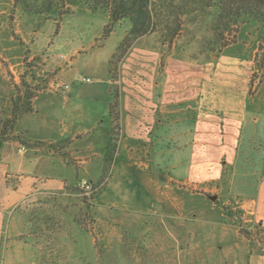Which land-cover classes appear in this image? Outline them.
Returning a JSON list of instances; mask_svg holds the SVG:
<instances>
[{"label": "rangeland", "instance_id": "1", "mask_svg": "<svg viewBox=\"0 0 264 264\" xmlns=\"http://www.w3.org/2000/svg\"><path fill=\"white\" fill-rule=\"evenodd\" d=\"M156 7H160L159 30L137 39L124 61H117L113 70L112 59L132 28L129 18L113 23L108 8L93 10L81 2H75L71 11L62 16L58 12L47 16L25 12L15 7L13 0H0V138L2 131L6 139L11 135L10 124L6 122L13 118L14 108L20 107L28 89L36 94L43 89L53 91L40 100L45 106L49 134L61 133V121L52 114L54 109H62L63 98L67 99L68 107L99 109L108 98L116 101L120 91L123 94L140 91L150 97L152 77L161 79L159 75L165 69L160 65L158 52L165 51L175 71V76L170 77L169 101L188 97L191 87L199 86L193 76L184 79L189 72L195 75L205 72L208 78L203 81V89L211 110L222 105L227 108L233 102L242 104L247 73L252 76L254 61L264 63L260 25L256 22L240 25L237 43L223 48L216 30L215 11L192 0H156ZM225 33L226 40L231 38L229 32ZM161 37L169 40L165 44H172L170 51ZM86 77L91 81H85ZM254 80V92L248 93L238 159L233 166H227L221 179L214 183L210 179L184 183L196 151L195 133L189 130L188 122L160 125L155 136L165 135L164 141L157 142L166 146L167 152L160 165L163 170L172 171L176 182H163L158 194H152L149 205L135 190L128 192L126 187L118 192L114 185L129 181L147 189L142 179L112 178V184L98 192L97 201L122 211L114 210L106 216L94 214L89 198L80 195L72 213H78L96 235L99 254L92 246L93 233L85 232L87 236L81 244L87 251L84 257L77 256L73 261L50 256L49 260L57 264H236L237 257L243 264L238 256L247 250L238 249V242L244 245L245 240L251 241L250 249L255 253L264 250V231L257 225L246 198L259 190L264 173L262 72ZM248 85L251 86L250 82ZM162 89V85L156 87L155 92ZM95 94L99 99H93ZM71 96L74 100L68 102ZM179 102L183 111L192 108L185 98ZM23 110L18 112L23 115ZM62 113L59 112V118ZM219 121L221 125L225 122L222 118ZM38 122L36 118L32 124ZM250 144L256 148L251 150ZM138 149L144 153L143 148ZM149 150L152 153V148ZM164 153L161 146L157 156L162 159ZM189 190L197 195L189 194ZM145 213L154 216H139ZM62 227L61 222L59 232ZM121 238L123 242H119Z\"/></svg>", "mask_w": 264, "mask_h": 264}, {"label": "crops", "instance_id": "2", "mask_svg": "<svg viewBox=\"0 0 264 264\" xmlns=\"http://www.w3.org/2000/svg\"><path fill=\"white\" fill-rule=\"evenodd\" d=\"M158 54L160 65L165 69L159 75L161 79L155 75L152 77L151 96L145 97L140 91H125L124 94L120 91L116 99L117 119L112 114L113 101L110 98L99 109L94 108L97 106L82 105L68 107L67 99L63 98L65 104L62 109H54L52 114L57 121H61V133L49 134L50 129L44 118L45 106L40 102L42 97L53 94L49 88L40 91L33 100V110L24 113L16 121L12 132L15 137L7 139L0 147V264H49L42 261V255L48 259L50 256H59L73 261L77 256L86 255L87 251L81 244L87 236L85 232H92L82 228L78 213H72L77 207L74 203L83 195L78 186L82 179L101 185L93 197L89 198L91 211L98 216L109 215L114 210L122 211L107 204L100 205L97 201L98 192L111 185L112 178L142 179L147 189L144 186L138 188L129 181L114 185L118 192H123L126 187L128 192L135 190V194L147 200L150 205L152 194H158L163 182L177 180L171 170H163L160 165L161 160L167 156L166 146L157 142L158 139L164 141L165 135L155 136L160 125L188 122L189 130L195 133L196 151L192 156L190 175L184 177V183H199L198 180L206 182L208 179L217 182L223 177L227 166L234 165L242 146L251 74L247 73L245 100L242 104L233 102L227 108L222 105L221 108L211 110L208 107L210 101L205 97L203 89V81L208 78L205 72L201 75L189 72V77H184L186 80L193 76L194 82H200L199 86L191 87L189 96H180L175 103L169 101L167 96L170 77L175 76L174 67L167 61L170 56L161 52ZM161 85L162 91L156 93L155 88H161ZM94 96L93 99H99L97 94ZM182 98L187 99L192 108L181 110L179 100ZM70 99L74 100V97L71 96L68 102ZM170 104H174V107H170ZM60 111L63 113L59 118ZM219 114H223V117ZM40 115L42 119H39ZM36 118L39 122L32 124ZM220 118L225 121L222 125L219 124ZM165 131L168 133L169 129ZM251 134L254 136V130ZM161 146L165 152L162 159L157 156ZM251 147L256 148V145L250 144ZM138 148H143L144 153H140ZM149 148H152V153ZM135 151L137 153L134 155ZM107 155L109 159L106 161ZM189 194L197 195V192L189 190ZM246 198L252 206L251 213L255 221L261 223L260 227L264 231V173L259 190ZM33 208L45 210L62 222V231L59 232V229L58 234H54L53 245L44 250L41 245H37V238L30 229L29 213ZM145 214L139 216H154V213ZM123 241V238L119 240ZM44 242L48 243L46 239ZM238 243V249L247 250L238 256L243 264H264V250L257 253L251 251V241L245 240L244 245L241 241ZM92 246L99 254L94 235ZM236 264H240L237 257Z\"/></svg>", "mask_w": 264, "mask_h": 264}, {"label": "trees", "instance_id": "3", "mask_svg": "<svg viewBox=\"0 0 264 264\" xmlns=\"http://www.w3.org/2000/svg\"><path fill=\"white\" fill-rule=\"evenodd\" d=\"M196 3H200L203 7L208 8L216 12V30L220 41L223 43V48L237 43L236 34L240 25H244L247 22H256L260 25V30L263 32L264 39V0H192ZM75 2L83 3L89 9H99L106 7L109 10L110 20L113 23L120 22L125 18H129L132 22V28L130 33L123 39L119 46L118 51L115 53L112 59L113 70L116 67V63L121 62L129 50L132 48L137 39L150 35L159 30V12L160 7H156V0H13L15 7H20L23 11L41 14V15H51L53 12H58L60 16L71 11V7ZM210 15H213L211 12ZM215 17V16H214ZM171 28V26H168ZM225 32H229L228 35L231 38L225 36ZM175 34V33H174ZM177 36V35H176ZM163 45H167L168 50L172 47V44L164 37H161ZM223 52V50H222ZM166 53V51H165ZM164 53V54H165ZM256 59V57H255ZM254 70L250 80L249 94L251 95L254 84V77L257 78L259 72H262L264 76V63L254 61ZM116 70V69H115ZM260 78V77H259ZM260 80H262L260 78ZM37 96L32 90H27L26 96L24 97L20 107L14 108L13 118L9 119L6 123L10 124L11 135H7V139L13 138L12 135L15 122L21 116L19 113L21 109L24 108V112L28 113L32 111V102ZM21 99V98H20ZM17 104V101H15ZM112 114L117 119L118 117V101L112 103ZM13 129V130H12ZM5 132H1L0 146L7 140L5 137ZM110 155V154H109ZM107 155L106 161L109 159ZM39 208L31 209L29 213L30 218V229L35 238H37V245H41V249L50 247L53 244V237L59 231L60 222L56 218L46 212L38 211ZM79 223L82 228L88 232L93 231L87 227L84 221L79 217ZM259 227L261 223L257 224ZM96 237V235L93 233ZM48 243H45L44 240ZM98 243V242H97ZM46 256L42 255V261L47 263H53L49 259H45Z\"/></svg>", "mask_w": 264, "mask_h": 264}, {"label": "built area", "instance_id": "4", "mask_svg": "<svg viewBox=\"0 0 264 264\" xmlns=\"http://www.w3.org/2000/svg\"><path fill=\"white\" fill-rule=\"evenodd\" d=\"M85 81L90 82L89 77L84 78ZM68 88V85H65ZM79 188H81L83 195L87 198H92L93 195L101 188V185H95L88 179H82L78 183Z\"/></svg>", "mask_w": 264, "mask_h": 264}, {"label": "water", "instance_id": "5", "mask_svg": "<svg viewBox=\"0 0 264 264\" xmlns=\"http://www.w3.org/2000/svg\"><path fill=\"white\" fill-rule=\"evenodd\" d=\"M215 198V197H214Z\"/></svg>", "mask_w": 264, "mask_h": 264}]
</instances>
